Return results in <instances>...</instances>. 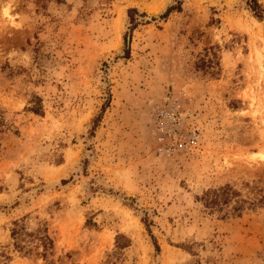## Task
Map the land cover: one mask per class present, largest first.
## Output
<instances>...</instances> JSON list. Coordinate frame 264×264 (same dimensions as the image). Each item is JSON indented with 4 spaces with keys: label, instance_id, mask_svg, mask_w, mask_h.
Segmentation results:
<instances>
[{
    "label": "rangeland",
    "instance_id": "1",
    "mask_svg": "<svg viewBox=\"0 0 264 264\" xmlns=\"http://www.w3.org/2000/svg\"><path fill=\"white\" fill-rule=\"evenodd\" d=\"M246 1L0 0V264H264V22ZM224 186L254 207L208 210ZM17 221L48 228L46 258L10 239Z\"/></svg>",
    "mask_w": 264,
    "mask_h": 264
},
{
    "label": "trees",
    "instance_id": "2",
    "mask_svg": "<svg viewBox=\"0 0 264 264\" xmlns=\"http://www.w3.org/2000/svg\"><path fill=\"white\" fill-rule=\"evenodd\" d=\"M247 11L252 15V17L257 20L258 22H264V8L261 4H259L258 0H247L246 1ZM175 10H179L178 6H172L168 8L164 14L160 16V19H166L169 14ZM136 10L132 9L128 11V17L131 21V31L134 30L138 25L139 22L135 20L133 17L134 14H136ZM128 38L127 36L124 37V43L127 44ZM126 55H128V48L126 50ZM36 101L34 102V105L31 108H28L27 110L29 112L34 113L35 115H42L43 114V108L41 106V100L39 98H35ZM100 116L95 118L94 123H98L100 120ZM234 198H236L234 200ZM204 200L205 207L210 210L211 212H218L221 213V217H227V216H240L242 211H244L247 207H254L255 203H247L246 201L239 199V194L230 186H224L218 189L209 190L205 192L202 196ZM264 200V198H262ZM144 225L148 229V224H146V221H143ZM12 228L10 230V239L16 241L18 237L24 236L28 238H32V240H35L38 242L39 247L42 248V258L47 257V251L52 250L54 248V242L51 238V236L48 233V228H38L37 230L28 233L26 231V228L23 225V222L17 221L12 224ZM16 243V242H15ZM18 251L22 249L18 246ZM154 245L159 251V247L157 246L156 242H154ZM32 252V249L27 250L25 254L27 256H30ZM5 263L6 264L10 257L4 256Z\"/></svg>",
    "mask_w": 264,
    "mask_h": 264
},
{
    "label": "bare ground",
    "instance_id": "3",
    "mask_svg": "<svg viewBox=\"0 0 264 264\" xmlns=\"http://www.w3.org/2000/svg\"><path fill=\"white\" fill-rule=\"evenodd\" d=\"M151 11V10H150ZM152 11H154V10H152ZM6 15H7V13H6ZM255 157H260L261 159L263 158V155H260V154H251V158H255Z\"/></svg>",
    "mask_w": 264,
    "mask_h": 264
}]
</instances>
